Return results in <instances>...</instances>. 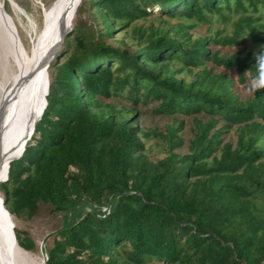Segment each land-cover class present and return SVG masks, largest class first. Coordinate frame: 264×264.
Masks as SVG:
<instances>
[{
    "label": "trees",
    "instance_id": "trees-1",
    "mask_svg": "<svg viewBox=\"0 0 264 264\" xmlns=\"http://www.w3.org/2000/svg\"><path fill=\"white\" fill-rule=\"evenodd\" d=\"M84 3L99 38L77 28L51 64L4 206L62 215L46 264H264V0ZM213 16L222 28L195 34ZM151 17L161 25L139 23ZM117 33L128 42L106 41ZM141 107L173 123L144 125Z\"/></svg>",
    "mask_w": 264,
    "mask_h": 264
},
{
    "label": "bare ground",
    "instance_id": "bare-ground-1",
    "mask_svg": "<svg viewBox=\"0 0 264 264\" xmlns=\"http://www.w3.org/2000/svg\"><path fill=\"white\" fill-rule=\"evenodd\" d=\"M5 1L0 0V182L6 177L9 161L21 152L44 104L46 65L74 25L82 2L54 0L50 6H42V27L32 48L27 49L17 25L20 42L11 36L6 26L2 17ZM9 2L14 9L25 14L16 0ZM1 198L0 194V264H43V259L34 260L14 239L11 230L12 224L15 226L13 216L6 212L5 206L2 207Z\"/></svg>",
    "mask_w": 264,
    "mask_h": 264
},
{
    "label": "rangeland",
    "instance_id": "rangeland-1",
    "mask_svg": "<svg viewBox=\"0 0 264 264\" xmlns=\"http://www.w3.org/2000/svg\"><path fill=\"white\" fill-rule=\"evenodd\" d=\"M16 1L23 8L25 14H21L19 11L14 9L11 3H9V1L7 0L5 2V5L7 7V11L9 12V14L12 15V17L14 18L16 22L19 34L25 46L27 47V49H31L34 42L37 39V33L40 31L42 27V21H43L42 6H46V7L50 6L54 0H16ZM156 10L158 9L156 8ZM236 17H238V15L232 13V18L234 19ZM209 20H210V23H199L195 31V34H201V35L206 34L207 28L209 25L212 26L210 33H214L216 28H222V24L219 22L220 18L218 16L209 17ZM178 21L179 20L172 19L171 23H176ZM139 23H142L144 26H148L150 23L153 24L154 26L161 25L159 19L152 18V17L147 20L139 21ZM230 25H231V22L228 25L229 28H230ZM77 28L82 29V33L86 37L87 40H92V39L97 40L99 38L100 25L94 19L92 10L90 11L86 3L82 4V6L78 9V12H77V15L74 21V25L72 26L71 30L67 32V34L64 36L59 46L54 51L55 54L53 53L52 58L48 65V76L51 70V64L55 62L57 59L62 57L65 46H66L65 42H69L68 40L73 38V34L77 33ZM106 41L108 43L118 46V45H122V42H128V39L123 34L117 33L115 35V38L109 39ZM134 47H135V43L132 42L130 44V48L133 49ZM255 47H256L255 45H251V44H248L246 46L248 50L255 48ZM141 110L143 111L142 122L144 125H148L152 127L157 126L160 129H164L167 124L173 123L172 116L153 115V114L147 113L146 112L147 109L145 107H141ZM38 115L39 113L36 115V118L38 117ZM185 120H186V127L183 131V135H185L186 137H190L192 135V128H193L194 123H193L192 117L190 118L186 117ZM225 140H232V135L225 136ZM182 152H185V151H182ZM151 153L155 158H159L164 155V153L161 151V146L157 144L156 145L153 144V150ZM0 194L2 196L1 192ZM12 216H13V220L15 223V227L18 229L27 231L31 235L34 242L36 243V247L28 251L30 256L36 261H42L46 253L44 254L42 252L41 247L51 246L53 242V236H52L53 233L58 228H60L63 223L62 215L52 213L51 207L49 205L41 204L37 214H35L31 218H21L15 215H12ZM44 247H43V250H44Z\"/></svg>",
    "mask_w": 264,
    "mask_h": 264
},
{
    "label": "water",
    "instance_id": "water-1",
    "mask_svg": "<svg viewBox=\"0 0 264 264\" xmlns=\"http://www.w3.org/2000/svg\"><path fill=\"white\" fill-rule=\"evenodd\" d=\"M7 1H9V0H7ZM2 17H3L4 21L6 22V26L8 27L11 36L16 41H19L20 42V38H19V35H18V32H17L16 24H15L12 16L7 11V8H6L5 3H3V7H2ZM48 65H49V63L46 65V69H45V70H47V74H46L47 75V85H46V91H45V94H44V104L42 105V108H41V110L39 112L38 117L34 120L32 129H31V131L29 133L28 138L26 139V141H25V143L23 145V148H22L21 152L17 156L13 157L9 162H11L12 160H14L16 158H19L22 155L27 141L31 138V135L34 132V127H35L36 122L42 117L43 111H44V109L47 106V95L49 93V85H50L49 76H48ZM9 166H10V164H8V171H9ZM8 171H7L6 177L2 180V182L5 181V180H7V178H8ZM1 205H2V207L4 206V203H3V199L2 198H1ZM5 210L9 214V211L7 209H5ZM11 230H12V234L14 236V239L16 240L15 233H14V225L13 224H12ZM41 249H42V252L45 254V252L43 250V246L41 247ZM46 260H47V257H46V254H45V256L43 257V264H46Z\"/></svg>",
    "mask_w": 264,
    "mask_h": 264
}]
</instances>
